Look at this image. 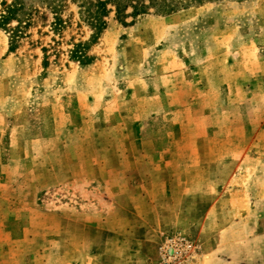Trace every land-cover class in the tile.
<instances>
[{
	"label": "rangeland",
	"instance_id": "374dc122",
	"mask_svg": "<svg viewBox=\"0 0 264 264\" xmlns=\"http://www.w3.org/2000/svg\"><path fill=\"white\" fill-rule=\"evenodd\" d=\"M22 2L13 52L0 28V264H164L180 238L187 264H264V0L112 12L94 44L73 0Z\"/></svg>",
	"mask_w": 264,
	"mask_h": 264
},
{
	"label": "trees",
	"instance_id": "16d2710c",
	"mask_svg": "<svg viewBox=\"0 0 264 264\" xmlns=\"http://www.w3.org/2000/svg\"><path fill=\"white\" fill-rule=\"evenodd\" d=\"M80 9L82 18L94 30L95 37L93 44L99 39V36L107 28V18L112 12H115L118 19L127 20L130 17L137 18L149 14L152 10L159 15H171L182 10H187L195 5H202L205 2L214 0H73ZM3 11L0 16V28L10 34V51L16 49L18 35L16 30L8 32L13 22L21 23L18 14L25 10L22 0H15L13 3H2ZM55 15H58L60 7L52 8ZM131 10V12H129ZM13 35V36H12ZM83 48V51L81 49ZM90 46L88 44H79L71 56L72 61H77L82 65H89L92 58L87 53Z\"/></svg>",
	"mask_w": 264,
	"mask_h": 264
},
{
	"label": "built area",
	"instance_id": "2783aa9c",
	"mask_svg": "<svg viewBox=\"0 0 264 264\" xmlns=\"http://www.w3.org/2000/svg\"><path fill=\"white\" fill-rule=\"evenodd\" d=\"M196 247L190 240L180 238L175 242H167L162 248L164 264H187Z\"/></svg>",
	"mask_w": 264,
	"mask_h": 264
},
{
	"label": "crops",
	"instance_id": "0c3cea01",
	"mask_svg": "<svg viewBox=\"0 0 264 264\" xmlns=\"http://www.w3.org/2000/svg\"><path fill=\"white\" fill-rule=\"evenodd\" d=\"M157 205H153L151 206V209L152 211L154 210V208L156 207ZM149 217L142 219V220H139V222H142V224L145 226V230H143V233H144V236L143 237H146V240L150 241L152 238H155L158 236V234L163 231L162 229H165V226L167 225V223H165L164 221V217L162 215L158 216V221L156 223V225L153 224V221L150 222L148 220ZM136 223L138 222V220L135 221ZM147 225H150V227H147ZM167 228L170 227V225L168 224L166 226ZM171 228V227H170ZM169 228V229H170ZM171 229H174V228H171ZM164 233L161 232V235H163ZM160 237V236H159ZM161 238V237H160ZM157 240V239H156ZM159 240V238H158ZM154 242V241H153ZM158 242V241H157ZM155 242V243H157ZM149 243V242H148ZM155 245V244H153Z\"/></svg>",
	"mask_w": 264,
	"mask_h": 264
}]
</instances>
